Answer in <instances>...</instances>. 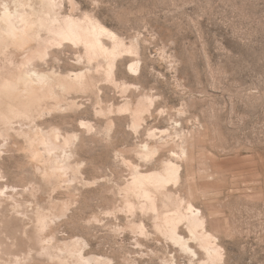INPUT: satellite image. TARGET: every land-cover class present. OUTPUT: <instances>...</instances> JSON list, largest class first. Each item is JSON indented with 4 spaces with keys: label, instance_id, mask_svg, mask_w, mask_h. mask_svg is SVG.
<instances>
[{
    "label": "rangeland",
    "instance_id": "374dc122",
    "mask_svg": "<svg viewBox=\"0 0 264 264\" xmlns=\"http://www.w3.org/2000/svg\"><path fill=\"white\" fill-rule=\"evenodd\" d=\"M55 1L60 16L113 32L107 49H135L120 51L114 79L82 43L50 44L34 61L55 82L85 72L92 86L58 88L33 116L0 122V264H264V0ZM18 2L42 10L41 0H0V17ZM15 50L0 57V72L23 66ZM52 132L59 144L71 139L68 158L33 142ZM168 162L179 178L153 189V201L126 191L132 167L150 173ZM191 204L221 261H209L185 222L178 233L195 259L160 229Z\"/></svg>",
    "mask_w": 264,
    "mask_h": 264
},
{
    "label": "bare ground",
    "instance_id": "6f19581e",
    "mask_svg": "<svg viewBox=\"0 0 264 264\" xmlns=\"http://www.w3.org/2000/svg\"><path fill=\"white\" fill-rule=\"evenodd\" d=\"M41 3L42 10L40 12L32 8L30 13L25 10V5L21 2L17 3L14 10H11L8 7L9 5H4V11L0 17V57L6 54L10 45L16 49L15 51L25 54L23 66L0 72V122L5 124L10 123L14 118H28L31 115L33 116L32 113L40 108L45 101L49 99L56 100L58 98L56 92L58 88L62 89L63 92H70L77 89L84 90L92 86V80L87 79L85 72L75 73V78L58 74L56 75L58 79L55 82L49 73H43L34 68L33 64L36 59H45L48 56L50 44H63L64 42H72L75 45L84 44L90 58L94 60V58L102 57L106 60L104 62H109V76L111 79H114L116 60L118 61L117 58L122 53L120 51L124 49L128 52H133L135 49L133 45L128 46L127 43L121 42L119 45L116 43L117 47L115 50H109L103 44L102 38L107 36L112 38V40H117L116 36L98 20L89 19L84 21L73 16L62 17L55 11L57 5L55 0H41ZM43 32L47 34L45 39L42 35ZM140 69L141 64L139 61H133L129 65V70L133 73L140 72ZM141 104L138 105L134 113L137 124L139 123L141 114L144 113L143 108L145 107L141 106ZM27 137L29 136L27 135ZM56 138H59V134L52 132L42 133L36 139H32L34 143L36 141L42 143L45 146L46 152L49 154L62 151L68 158L70 155L67 154L66 147L70 146L71 139L66 138L64 144H59ZM145 149L148 150L147 145ZM183 154L186 156L184 149ZM57 159L60 158L58 157ZM59 161L61 163V160ZM175 163L168 162L163 167V170L150 173H142L138 165L132 167L133 178L126 191L130 192V194L133 193L137 199L153 201V189L164 188L166 184L179 178L180 169L176 166L178 164L175 165ZM63 164H61L63 170L60 171L62 174L65 171L67 173L66 168H69L68 163L65 162ZM162 194L164 193L162 192ZM188 209L189 212L187 215L183 214L180 210H176L174 214L165 215L160 229L165 231L166 235L195 259V257H198L197 252L178 233L179 225L185 222L193 238L192 241L195 240V242L197 241L199 243L200 247L207 253L209 261L216 263V261L222 260V249L217 244L216 239L210 233V235L206 234V230L205 232L199 233V229L204 228L205 224L201 218L200 209L195 208L192 204L189 205ZM85 261L87 264H92L96 261V258H87Z\"/></svg>",
    "mask_w": 264,
    "mask_h": 264
}]
</instances>
